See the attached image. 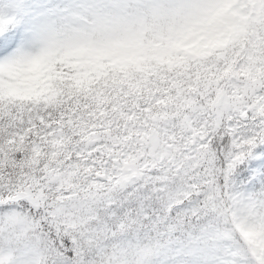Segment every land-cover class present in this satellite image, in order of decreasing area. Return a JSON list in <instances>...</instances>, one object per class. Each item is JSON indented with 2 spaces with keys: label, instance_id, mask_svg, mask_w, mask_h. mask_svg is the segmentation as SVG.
<instances>
[{
  "label": "snow or ice",
  "instance_id": "6c2138e0",
  "mask_svg": "<svg viewBox=\"0 0 264 264\" xmlns=\"http://www.w3.org/2000/svg\"><path fill=\"white\" fill-rule=\"evenodd\" d=\"M0 264H264V0H0Z\"/></svg>",
  "mask_w": 264,
  "mask_h": 264
}]
</instances>
